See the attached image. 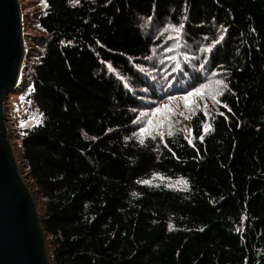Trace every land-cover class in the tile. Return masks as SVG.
Here are the masks:
<instances>
[{
  "label": "trees",
  "instance_id": "16d2710c",
  "mask_svg": "<svg viewBox=\"0 0 264 264\" xmlns=\"http://www.w3.org/2000/svg\"><path fill=\"white\" fill-rule=\"evenodd\" d=\"M22 5L11 96L39 117L10 135L52 264H264V0ZM167 18L184 26L161 70L152 34ZM216 80L227 108L196 96L183 132L133 135L144 100Z\"/></svg>",
  "mask_w": 264,
  "mask_h": 264
},
{
  "label": "water",
  "instance_id": "95a60500",
  "mask_svg": "<svg viewBox=\"0 0 264 264\" xmlns=\"http://www.w3.org/2000/svg\"><path fill=\"white\" fill-rule=\"evenodd\" d=\"M25 57L18 0H0V264H52L37 204L10 143L5 105Z\"/></svg>",
  "mask_w": 264,
  "mask_h": 264
},
{
  "label": "rangeland",
  "instance_id": "374dc122",
  "mask_svg": "<svg viewBox=\"0 0 264 264\" xmlns=\"http://www.w3.org/2000/svg\"><path fill=\"white\" fill-rule=\"evenodd\" d=\"M26 1L27 0H18V2L20 4V10H24V6L22 5V3L26 2ZM21 15H22V11H21ZM172 20L173 19L167 18L166 21L162 22L163 23L162 25H159L154 29V32L152 34V38L154 40H156L157 45H158L156 48V51L154 52V57H155V61H156L159 68H160V65L162 63L168 62L167 60L172 56V54H170V52L166 53V51L168 48H170L172 46L173 42L176 41L178 36H179L172 28L168 27L169 25L177 27V25ZM22 30H23V24H22ZM23 40H24V38H23ZM163 69H165V68H163ZM174 69H175V67L171 70L173 71ZM209 85L212 86V92H213V89L216 87L215 82H212ZM205 94H208L211 96L212 93L211 94L205 93ZM183 96L184 95L174 96L175 99L170 100V99H168V97H169L168 95H164L162 97L158 96V99H156V100H144L147 102V105L143 106L140 110H138L136 112V114L139 116V121L133 127L134 131L136 132V135L140 136L138 129L140 127L145 126V124L147 123V120L149 118H152L150 110L153 108H156V107H163L165 105L169 106L171 111L170 112H164V113L157 115L156 117L153 118V124H154L153 134L155 135L156 132L159 131V132H163L164 135H168L167 133L169 131V127H168V121L169 120L171 122V130H172L173 134H175L176 132H183L184 131V125H185L184 121H181L180 125L176 126V121L179 120V118L182 116L180 114L182 113L183 115H195L196 114L195 112H198V109L194 106H192L191 111L189 109L185 108L183 100H182ZM9 109H11V112H9ZM5 110H6V114H7V110H8V115L6 116L7 117L6 122H7V127H8V133L10 136V143H11V145L13 147V151L16 155L15 147L13 144L14 139L10 135V124L17 126L19 123H22L23 117H25L26 115H28V117L34 116L37 118V117H39V113H38L36 108H33L32 110H30L29 106H28V110H27V103L22 99H18V98L16 99L14 96L9 97V99L7 100L6 105H5ZM27 111H28V113H27ZM193 112H194V114H192ZM145 113H146V115H145ZM161 121H163L162 124L160 123ZM136 135H134V136H136ZM156 136H159V135H156ZM146 137H148V136H144V138H146ZM16 157H17V155H16ZM17 162H18V159H17ZM18 166H19L20 173L25 178L24 172H23L19 162H18ZM26 182L28 184V187H29L32 195L35 198V201L37 204V210H38V213L40 216V214H41L40 212L42 211V207H43V202L39 199L38 195H35V193H34L35 189L32 185H30V183L28 182L27 179H26ZM47 247H48V245H47ZM51 263H52V261H51Z\"/></svg>",
  "mask_w": 264,
  "mask_h": 264
},
{
  "label": "snow or ice",
  "instance_id": "6c2138e0",
  "mask_svg": "<svg viewBox=\"0 0 264 264\" xmlns=\"http://www.w3.org/2000/svg\"><path fill=\"white\" fill-rule=\"evenodd\" d=\"M41 2L43 3L44 0H41ZM75 2L78 3L79 0H75ZM183 26H184L183 23H181L179 25V27H174L172 25H169L168 27L169 28H172L179 35L180 30L183 28ZM215 86L216 87L213 89V92L211 94V98H212L213 102L215 104H220L223 107L227 108V105L224 104L219 99H217V97L223 94V89H227L228 88V85L226 83H224L223 81H221V80H216L215 81ZM209 87H210V85H208V84H200L197 87H193L191 91H188L182 97V100H183V103H184L185 108L186 109H189L191 111L192 110V105L194 104V99L193 98L196 97V96H199V97L203 98L205 96V89H208ZM229 91H231V90L229 89ZM168 99H170V100L171 99H175V97H168ZM197 107H199V106L197 105ZM133 111H135V110H133ZM150 111H151V117L152 118H149L147 120V123L145 124V126L140 127L138 129V132H139L140 137H141L140 140H139V142L141 144L144 143V139H143L144 136H149L152 139H156V135H159L160 136V139H161V142H163V140H164V134H163V132L157 131L155 135L153 134V128H154L153 118L156 117L157 115H160V114L164 113V112H170L171 109H170L169 106L165 105L163 107L153 108ZM229 111H230V109H229ZM192 114H194V112ZM220 114L223 115V113H220ZM145 115H146V113H145ZM180 115H183V114L181 113ZM209 115H210V113L207 111V108L205 106L204 116L207 118ZM185 118H187V117H185ZM138 121H139V117H137V120H134L133 123H137ZM160 123L162 124L163 121H161ZM23 126L24 125L22 123L21 124V127H23ZM168 127H169V131H168L167 134L169 136H171V135H173V132L171 130V122H170V120L168 121ZM209 127H210L209 125H204V129L203 130L205 132H207L209 130ZM187 131L189 133H191V129H187ZM21 135H23V133H21ZM133 135H136V133H133ZM93 139H95V138H93ZM185 139H188V137H185ZM189 143H191V140H189ZM164 146L165 147H168V145L166 143H165ZM153 175L156 176L158 174L157 173H154ZM161 178L163 179V177H161ZM141 183L148 184V183H150V181H147V180L146 181H141ZM178 183L183 184L185 187H187V181H185V180H180V181H178ZM169 186H171V185H169ZM133 195H135V193H133ZM169 227L171 228V225H169Z\"/></svg>",
  "mask_w": 264,
  "mask_h": 264
}]
</instances>
